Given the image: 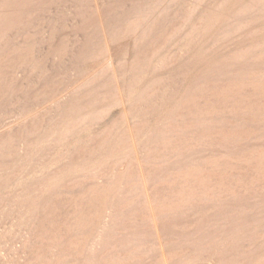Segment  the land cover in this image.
Instances as JSON below:
<instances>
[{"label":"rangeland","instance_id":"rangeland-1","mask_svg":"<svg viewBox=\"0 0 264 264\" xmlns=\"http://www.w3.org/2000/svg\"><path fill=\"white\" fill-rule=\"evenodd\" d=\"M0 264H264V0H0Z\"/></svg>","mask_w":264,"mask_h":264},{"label":"bare ground","instance_id":"bare-ground-1","mask_svg":"<svg viewBox=\"0 0 264 264\" xmlns=\"http://www.w3.org/2000/svg\"><path fill=\"white\" fill-rule=\"evenodd\" d=\"M121 90V89H120ZM139 157V156H138ZM164 256V255H163ZM166 262V261H165Z\"/></svg>","mask_w":264,"mask_h":264}]
</instances>
